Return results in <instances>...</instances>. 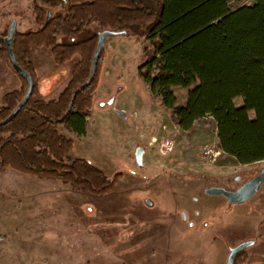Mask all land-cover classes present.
<instances>
[{
  "label": "rangeland",
  "instance_id": "obj_1",
  "mask_svg": "<svg viewBox=\"0 0 264 264\" xmlns=\"http://www.w3.org/2000/svg\"><path fill=\"white\" fill-rule=\"evenodd\" d=\"M33 1L0 0L1 37L13 18L17 31L38 28ZM254 1L229 4L233 9ZM151 47L147 38L126 31L111 35L86 133L60 127L74 140L72 158L91 161L109 177L122 172L113 190L97 194L57 178L0 172V264H225L229 248L250 240L258 242L247 248L244 264H264V188L241 203L206 192L212 186L233 190L235 175L245 180L264 161L243 165L224 152L204 157L205 145L218 144L216 123L207 115L188 131L176 124L139 74ZM31 59L40 90L50 98L67 85L78 57L58 65L49 49L32 47ZM20 86L19 75L3 61L0 105ZM173 91L184 104L188 89ZM166 140L175 144L170 152L163 148ZM138 147L143 165L135 158Z\"/></svg>",
  "mask_w": 264,
  "mask_h": 264
},
{
  "label": "trees",
  "instance_id": "obj_2",
  "mask_svg": "<svg viewBox=\"0 0 264 264\" xmlns=\"http://www.w3.org/2000/svg\"><path fill=\"white\" fill-rule=\"evenodd\" d=\"M229 2L34 0L38 28L17 31L13 38L16 59L32 76L34 88L18 113L0 124V172L11 168L57 178L97 194L114 189L122 172L109 177L91 161L72 158L74 140L60 131L61 126L76 136L87 131L105 53L103 48L89 80L101 31L111 35L126 31L150 41L139 74L180 128L188 131L210 115L224 153L243 165L264 160V0L233 9ZM32 47L49 49L58 65L78 57L67 85L56 96L47 98L40 90ZM3 61L19 75L21 86L3 95L0 122L28 87L13 68L0 36V64ZM174 86L188 89L184 104L178 102ZM236 97L242 98V105L235 104ZM247 259L245 250L234 264Z\"/></svg>",
  "mask_w": 264,
  "mask_h": 264
},
{
  "label": "water",
  "instance_id": "obj_3",
  "mask_svg": "<svg viewBox=\"0 0 264 264\" xmlns=\"http://www.w3.org/2000/svg\"><path fill=\"white\" fill-rule=\"evenodd\" d=\"M51 15L52 13L49 12L48 16L50 17ZM16 32H17V19L13 18L9 25L7 34L5 36H2V41L5 44V47L7 48L9 59L11 61L13 68L27 81L28 87H27V90H26V93L23 99L18 103V105L14 108V110L10 113V115L5 120L0 122V124L9 122L18 113V111L25 105V103L28 101V99L32 95L33 88H34V82H33L32 76L30 75L28 71H26L20 66V64L18 63L16 59L15 53H14L13 38ZM110 35H111L110 31H101L98 34V43H97V47H96L93 60H92L91 73H90L89 80L94 78L96 66L98 64L100 54L104 48L107 38ZM118 115H120L121 117H125L124 111H118ZM135 158H136V161L140 165H143V148L142 147L137 148L135 152ZM263 180H264V171L259 176H257L255 179L247 182L246 184H244L242 187H240L239 189L235 191H230L222 187L212 186V187H208L206 189V192L212 195L222 194L228 198L230 203H241V202L247 201L253 195H255V193L259 190ZM145 202L147 205H153V201L149 198L145 199ZM252 243H253L252 241H245V242L239 243L238 245L234 247H231L226 264H234L237 254L241 250L246 248L247 246L251 245Z\"/></svg>",
  "mask_w": 264,
  "mask_h": 264
},
{
  "label": "flooded vegetation",
  "instance_id": "obj_4",
  "mask_svg": "<svg viewBox=\"0 0 264 264\" xmlns=\"http://www.w3.org/2000/svg\"><path fill=\"white\" fill-rule=\"evenodd\" d=\"M262 161H264V160H259V161H255V162H262ZM253 163V162H252ZM244 165H246V164H244ZM264 171V165H262L260 168H259V170H258V172L257 173H255L254 175H251L249 178H245V180H243L242 178H243V176L241 175V174H238V175H235L234 176V179H233V185H234V189L233 190H230V191H235V190H237V189H239L240 187H242L244 184H246L247 182H249V181H251V180H253V179H255L257 176H259L262 172ZM262 188H264V180L262 181V184H261V186H260V188H259V190L260 189H262ZM228 190V189H227ZM258 192V191H257ZM256 192V193H257ZM255 193V194H256ZM254 196V195H253ZM252 196V197H253ZM228 199V198H227ZM249 200V199H248ZM229 201V200H228ZM245 202V201H244ZM250 241H252L253 243L251 244V245H253V244H255V243H257L256 241H253V240H250ZM263 241H264V239H263ZM245 242V241H244ZM238 245V244H237ZM236 246V245H235ZM250 246V245H249ZM249 246H247L246 248H244L243 250H241L238 254H237V256L241 253V252H243V251H245L246 250V252H247V254H248V259H249V257H250V253L248 252V250H247V248L249 247ZM234 247V246H233ZM229 253H230V248H229ZM229 256V255H228ZM237 256H236V258H237ZM228 259V258H227ZM247 259V260H248ZM236 260V259H235ZM246 260V261H247ZM245 261V262H246ZM227 262V261H226ZM235 263V262H234ZM226 264V263H225Z\"/></svg>",
  "mask_w": 264,
  "mask_h": 264
},
{
  "label": "built area",
  "instance_id": "obj_5",
  "mask_svg": "<svg viewBox=\"0 0 264 264\" xmlns=\"http://www.w3.org/2000/svg\"><path fill=\"white\" fill-rule=\"evenodd\" d=\"M174 142L171 140H166L164 142V150L165 152H170L174 149ZM223 153V150L218 146V144H208L205 145L202 151V154L204 155V157L206 158H210V159H217L218 157H220V155Z\"/></svg>",
  "mask_w": 264,
  "mask_h": 264
}]
</instances>
